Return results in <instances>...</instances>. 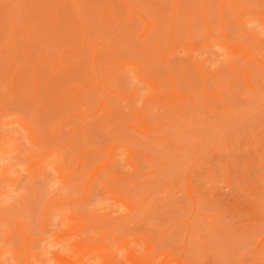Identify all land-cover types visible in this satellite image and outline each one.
I'll return each mask as SVG.
<instances>
[{"label":"rangeland","instance_id":"rangeland-1","mask_svg":"<svg viewBox=\"0 0 264 264\" xmlns=\"http://www.w3.org/2000/svg\"><path fill=\"white\" fill-rule=\"evenodd\" d=\"M0 264H264V0H0Z\"/></svg>","mask_w":264,"mask_h":264}]
</instances>
